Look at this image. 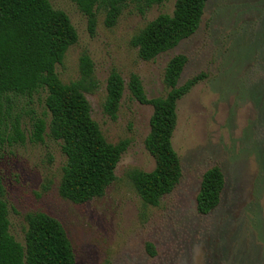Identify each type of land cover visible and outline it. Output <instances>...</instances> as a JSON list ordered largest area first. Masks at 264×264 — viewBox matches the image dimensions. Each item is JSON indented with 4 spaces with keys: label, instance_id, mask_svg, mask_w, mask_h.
I'll return each mask as SVG.
<instances>
[{
    "label": "rangeland",
    "instance_id": "374dc122",
    "mask_svg": "<svg viewBox=\"0 0 264 264\" xmlns=\"http://www.w3.org/2000/svg\"><path fill=\"white\" fill-rule=\"evenodd\" d=\"M49 1L78 33L56 67L60 79L77 81L80 58L88 54L97 83L86 93L92 117L108 142L128 140L129 146L104 196L75 204L58 191L66 164L61 144L30 140L27 112L41 116L45 95L20 100L14 114L23 118L26 139L0 144V198L8 205L10 233L24 244L25 215L45 212L64 226L76 264H264V0H208L196 33L151 61L139 57L131 40L160 14L171 15L176 0H164L144 15L130 5L112 28L101 10L94 36L72 0ZM178 54L188 57L180 85L201 73L206 77L178 102L173 145L183 177L158 206H149L129 174L155 168L145 145L153 107L138 102L128 84L137 75L149 99L166 96L165 69ZM114 70L125 81L116 119L103 110ZM213 166L221 167L227 184L218 208L201 215L196 196Z\"/></svg>",
    "mask_w": 264,
    "mask_h": 264
},
{
    "label": "trees",
    "instance_id": "16d2710c",
    "mask_svg": "<svg viewBox=\"0 0 264 264\" xmlns=\"http://www.w3.org/2000/svg\"><path fill=\"white\" fill-rule=\"evenodd\" d=\"M88 18L91 36L96 33L97 13L105 12V25H116L123 10L134 5L144 15L164 0H72ZM208 0H176L170 14H160L150 21L132 40L144 61L174 49L198 30ZM78 41V33L69 16L55 9L49 0H0V144L13 139H26L21 114H14L22 99L45 95V110L30 116L32 142L46 138L61 144L66 156L58 187L62 198L82 204L104 196L116 180V168L129 146L128 140L117 144L107 141L92 117L86 93L92 92L94 64L88 54L80 58V78L65 84L56 67L62 64L68 49ZM184 54L173 56L165 69L164 97L149 99L137 75L128 84L133 97L141 104L151 105V130L145 145L155 160L151 172L133 170L129 178L145 205L158 206L164 196L173 192L183 177L181 159L173 145L178 123V102L206 75L198 74L180 85L187 65ZM125 81L113 71L107 84L104 112L112 119L123 97ZM227 179L219 166L209 168L202 177L196 196L197 211L209 215L218 208ZM2 183L0 179V190ZM25 243L10 233L9 209L0 198V264H76L72 243L62 223L45 212L28 213L24 217ZM150 255L156 256L153 243L146 244Z\"/></svg>",
    "mask_w": 264,
    "mask_h": 264
}]
</instances>
